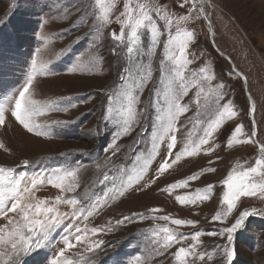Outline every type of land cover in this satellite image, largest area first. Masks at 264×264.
Returning a JSON list of instances; mask_svg holds the SVG:
<instances>
[{
    "label": "rangeland",
    "instance_id": "rangeland-1",
    "mask_svg": "<svg viewBox=\"0 0 264 264\" xmlns=\"http://www.w3.org/2000/svg\"><path fill=\"white\" fill-rule=\"evenodd\" d=\"M108 2L113 5L112 22L98 28L99 9L95 0H0V104L9 106L7 122L0 126V143L4 145L0 148V166L15 168L17 175L27 172L29 178L40 169L50 172L57 168L78 170V187L63 195L66 200L76 199L77 211L84 212L77 227H95L102 231L81 233L87 236L88 242L77 244L67 253L77 264H137V257L139 264H176V249L193 244L191 235L161 251L154 242L153 229L155 225L167 222L154 220L153 216L197 222L195 227L183 226L178 231L186 234L199 231L197 251L211 253L213 259L201 261L197 257L190 259L189 264H228L221 251L225 246L234 250L231 264H264V194L241 197L223 223L212 222V216L225 207L221 203L225 190L222 181L230 172L253 166L259 158L258 145L264 144V0H195V7L193 0H189L183 8L179 7L183 0H151L157 8L167 12L174 23L169 29L167 21L160 20L153 12L163 35L156 52L150 56L147 54L150 36L146 37L144 58L140 61L129 59L126 40L118 42L111 36L113 31L120 32L121 24L117 18L124 11L125 0ZM129 2L136 6L149 0ZM182 15L189 19L181 22V29L193 31L195 37L188 47L191 63L186 68L192 82L181 103L189 105L186 114L194 117L188 118L185 113L179 116L177 125L181 129L176 133L174 151H180L186 143L197 139L198 133L202 134L194 102L195 94L200 90L196 85L204 77L199 71L202 67H207L210 77L203 84L204 91L222 82L224 101H231L238 116L226 123L204 151L183 157L145 188L144 184L157 176V169L168 153L167 143L158 142L160 146L151 157L142 182L124 189L122 196L112 198L110 194L105 201L104 194L113 188L111 181L115 179L117 188L121 184L120 170L133 173L153 151V135L167 81L160 71L161 61L165 60L163 42L169 30L175 35V21ZM124 55L126 60H123ZM33 56L38 63H46L48 70L34 79L31 98L42 105H52L43 108L35 118L37 123L45 126L47 133L39 136L28 133L10 115V105H14L26 80ZM149 66L152 76L136 93L139 96L138 118L129 132L117 136L120 124L115 113L109 114L108 97L123 88L122 75L130 84L140 75H147ZM167 66L170 67V63ZM193 73L195 80H192ZM251 104L255 105V143L228 147L226 140L237 124L244 126L240 139H247L253 131L249 114ZM147 110L150 111L148 117ZM204 114L209 113L202 115L207 119ZM25 159L31 164L27 168L20 167ZM208 167L215 171L205 172L199 179L170 193L161 191L166 185ZM105 175L109 182L102 183ZM256 180L259 182L260 178ZM208 184L214 185L209 199L185 205L177 201V196H195L197 189L202 190ZM59 195H62L60 190L47 183L35 191L36 198L51 202ZM97 198L103 206L88 215ZM73 207L67 202L58 206L60 213L68 214L64 224L50 233L41 247L22 254L19 264H50L64 247V228L74 222L71 219ZM150 209L159 211L153 213ZM244 210L252 214L229 242L227 234L220 235V230L231 226ZM133 213L143 214V218L137 215L128 222L115 224L116 220L132 217ZM5 223L0 217V225ZM213 232L217 234L211 235ZM100 241H103L100 247L92 252L85 251ZM73 243H76L74 237Z\"/></svg>",
    "mask_w": 264,
    "mask_h": 264
},
{
    "label": "snow or ice",
    "instance_id": "snow-or-ice-1",
    "mask_svg": "<svg viewBox=\"0 0 264 264\" xmlns=\"http://www.w3.org/2000/svg\"><path fill=\"white\" fill-rule=\"evenodd\" d=\"M189 0H183L179 7L183 8ZM99 9L97 15V26L103 28L105 25L111 23L110 12L112 4L108 0H95ZM195 7V0H193ZM155 11L156 16L160 20L167 21L169 29H171L174 21L170 15L162 8H157L151 0L147 3H140L133 6L129 0H125L124 11L121 16L117 18L121 24L120 32L115 31L111 33L112 38L118 42H125L126 51L129 59L133 58L140 61L144 58V40L150 36V44L147 47V54L150 56L154 54L160 44V37L163 33L157 27L156 19L153 16ZM164 11L163 15H160ZM201 11L203 7L201 5ZM189 16L182 15L175 21L176 31L175 35L169 30L167 39L163 42V49L165 52V60L161 61V74L167 77L165 92L162 97L163 106L160 109V114L157 117V128L153 135V151L148 158L143 159L140 166L133 173H128L121 169V184L119 188L115 187V179L111 181L113 188L105 193V201L111 194L112 198L122 196L124 189L133 184H139L144 178V174L148 165L160 146L158 142H166L168 153L165 160L160 163L157 169V176L153 178L148 184H144L145 188L150 187L157 178L164 175L171 169L173 165L178 163L183 157H192L200 154L205 150V146L213 139L218 132L223 130L226 123L238 116L235 106L231 101H224L223 83L219 85L210 86L205 92L203 84L209 80L207 76V67H202L199 71L204 74L203 80L197 83L196 87L200 90L195 94L196 104V119L200 125L202 134H197V139L191 143H186L180 151H174L177 144V135L179 131L177 121L182 113H187L190 108L189 105L181 103L184 95H187L189 84L192 82L188 79L186 71L187 65L191 63L188 57V47L190 42L194 39L195 33L188 29H181V22H185ZM44 39V37H41ZM115 51V50H113ZM170 63V67L167 64ZM142 67V66H141ZM48 70V65L44 62H37L35 56L31 61V67L27 74L26 80L19 90L18 96L15 97L14 105H10V115L15 122L19 124L28 133L35 135H45V126L36 122V117L41 114L45 107H52V105H42L38 101L32 99L31 89L33 81L37 75L43 74ZM72 69H70L71 71ZM152 76L151 67L149 66L147 75H140L137 80L131 83L125 82V77L121 76V83L123 88L115 95L108 97L109 114H116V119L120 124V132L117 136L129 132L133 124L138 118V110L136 105L139 103V96L136 94L141 91L143 85L147 83L149 77ZM130 79V72H129ZM196 79V74H192V80ZM201 97L203 98L201 101ZM223 101V102H222ZM118 106V107H114ZM9 106L0 104V126H4L7 122V114ZM209 113L208 118L201 122L203 113ZM255 105L251 104L249 107V114L253 120V131L248 135L247 139H240L244 133V126L237 124L231 131L226 140V145L232 147L236 144L255 143L254 137L256 135L255 123ZM0 148L4 145L0 143ZM259 158L251 167H244L240 171L230 172L226 179L222 181L225 190L222 195V205L224 209L218 211L212 216V222L223 223L224 220L237 207V202L241 197H253L257 194H264V144L258 146ZM8 151L7 148L4 149ZM213 149H208L211 151ZM207 154V152H205ZM174 157V158H173ZM140 158H138L139 161ZM211 163V161L209 162ZM31 161L25 159L21 162L20 167L27 168ZM77 169L63 170L54 169L51 172L47 169H40L35 172L30 178L27 172H20L16 174L15 168H6L0 166V217L6 223L0 225V264H19V258L22 254H27L34 249L42 246L43 242L48 239L49 234L57 228L61 227L68 214L60 213L58 206L63 203H70L73 207L71 219L73 223L68 224L64 228L65 236L63 238L64 247L59 250L56 257L50 261V264H77L75 259L69 258L67 253L76 247L77 244L87 243V236H82L81 233L87 234L89 232L96 234L102 229L95 227L89 229L88 227H77L79 217L84 215L83 211H77L75 207L78 204L76 199L66 200L63 193L73 192L78 187ZM215 169L208 167L200 170L199 173H193L183 180L176 181L172 184L166 185L161 191L171 192L180 187H185L189 182L200 178L205 172H213ZM127 179H124V177ZM256 178H260L257 182ZM109 182V177L104 176L102 183ZM45 183L50 184L60 190L62 195L56 196L54 202L38 199L35 197V191L43 186ZM214 189V185L208 184L204 189H197L195 196H177L176 199L181 205L195 204L197 200L209 199ZM102 203L97 198L92 209L88 211V215H92L94 211H98L102 207ZM150 212H157L159 209H150ZM11 214V215H10ZM252 212L248 210L241 211L234 223L229 227L220 230V235L227 234L229 242L233 239V234L241 227L245 219L250 216ZM143 214L133 213L132 217L124 216L116 220L115 224L120 225L130 221L133 217ZM87 217H85L86 219ZM154 220H163L167 223L163 225L154 226V242L158 245L161 251L167 250L175 244L180 238L191 235L193 244L187 248L179 247L174 253L176 264H189L190 259L194 260L197 257L203 261L205 259L212 260L211 253L198 252L197 248L200 245V232L186 234L178 231L179 227L193 226L197 222L191 219L170 218L169 216H153ZM111 223V222H110ZM170 225L177 226L176 228ZM75 229V232L72 230ZM111 230V228H109ZM216 235L217 233H210ZM73 237L75 244L73 243ZM103 241L91 244L86 252H92L94 249L100 247ZM223 255L227 258L228 264L234 259V250L225 246L222 250ZM82 259V258H81ZM139 264V257L136 258ZM86 264V262H84Z\"/></svg>",
    "mask_w": 264,
    "mask_h": 264
},
{
    "label": "trees",
    "instance_id": "trees-1",
    "mask_svg": "<svg viewBox=\"0 0 264 264\" xmlns=\"http://www.w3.org/2000/svg\"><path fill=\"white\" fill-rule=\"evenodd\" d=\"M123 60H126V56H125V55H124ZM126 72H128L127 69H126ZM147 111H148V113L146 114V117H148V116H149V113H150L149 110H147ZM204 115H206V118H208V115H209V114H204ZM186 116H187L188 118H192V117H194V116L191 115V114H186ZM186 116H185V115L183 116V117H184V120L187 119ZM149 119H150V117H149ZM152 119H153V118H152ZM152 119H151V120H152ZM147 120H148V118L146 119V121H147ZM203 120H205V118H203V116H202V121H203ZM179 129H181V128H179Z\"/></svg>",
    "mask_w": 264,
    "mask_h": 264
},
{
    "label": "water",
    "instance_id": "water-1",
    "mask_svg": "<svg viewBox=\"0 0 264 264\" xmlns=\"http://www.w3.org/2000/svg\"><path fill=\"white\" fill-rule=\"evenodd\" d=\"M202 1V0H201ZM202 13H203V11H202ZM204 14V13H203ZM210 28V27H209ZM259 146V145H258Z\"/></svg>",
    "mask_w": 264,
    "mask_h": 264
},
{
    "label": "bare ground",
    "instance_id": "bare-ground-1",
    "mask_svg": "<svg viewBox=\"0 0 264 264\" xmlns=\"http://www.w3.org/2000/svg\"><path fill=\"white\" fill-rule=\"evenodd\" d=\"M214 155V154H213ZM209 159H212V158H209Z\"/></svg>",
    "mask_w": 264,
    "mask_h": 264
}]
</instances>
